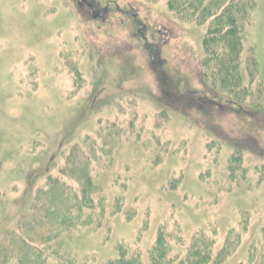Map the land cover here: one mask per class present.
Listing matches in <instances>:
<instances>
[{
	"label": "rangeland",
	"instance_id": "obj_1",
	"mask_svg": "<svg viewBox=\"0 0 264 264\" xmlns=\"http://www.w3.org/2000/svg\"><path fill=\"white\" fill-rule=\"evenodd\" d=\"M94 1L104 18L79 0H0V246L49 177L80 195L74 149L94 209L45 264H106L118 247L151 264L160 237L178 264H264V0L228 3L249 7L243 106L204 62L210 20L171 0Z\"/></svg>",
	"mask_w": 264,
	"mask_h": 264
},
{
	"label": "trees",
	"instance_id": "obj_2",
	"mask_svg": "<svg viewBox=\"0 0 264 264\" xmlns=\"http://www.w3.org/2000/svg\"><path fill=\"white\" fill-rule=\"evenodd\" d=\"M176 13L190 14V8L194 14H199V19L208 21L209 29L204 40L205 53L208 57L205 64L210 65L208 72L212 81L218 82L221 87L228 90L233 104L243 106L244 99L248 96L246 90L242 89L241 75V48L240 25L246 18L248 5L238 3L228 4L229 0H215L206 6L207 0H171ZM192 13V14H193ZM193 17V16H191ZM204 64V65H205ZM253 75L256 64L250 61ZM250 68V65H249ZM260 91H258L259 94ZM242 108V107H240ZM78 151L72 150L70 156L71 170H76L84 175L82 179L76 180L80 190L77 195L70 187L61 183L59 179L48 178V185L38 190V202L30 211L27 218L22 219L18 234H12L0 246V264H45V247L50 242H57L64 235L70 236L74 228L82 220L84 210H93L92 200L94 187L88 175V167L82 162ZM69 172V173H70ZM62 173V172H61ZM68 173L63 170V174ZM68 173V174H69ZM90 221V218L87 217ZM61 249V244H58ZM196 250V249H195ZM200 250V248H197ZM170 250L167 248L163 237L150 254L151 264H178L177 258H169ZM136 256H130L123 247H118L117 256L106 264H139ZM209 257H200L193 261L188 255L185 262L179 264H206ZM64 264H80L76 260L67 258ZM85 264V263H81Z\"/></svg>",
	"mask_w": 264,
	"mask_h": 264
},
{
	"label": "flooded vegetation",
	"instance_id": "obj_3",
	"mask_svg": "<svg viewBox=\"0 0 264 264\" xmlns=\"http://www.w3.org/2000/svg\"><path fill=\"white\" fill-rule=\"evenodd\" d=\"M79 4L81 8L85 9V14L88 18L92 17L93 19H98V18H104V16L107 14V10H102L99 8V6L96 4V2L94 0H79ZM135 17L137 16V12H134L133 14ZM141 34L142 31H141ZM160 34H162L163 36L167 37L168 34L165 32H160ZM152 50V48H151ZM160 48L158 47L156 49L157 54L152 58L155 62H153L154 64H158L159 62H161L163 64V61H160V58L158 59V55H159V51ZM155 51V53H156ZM160 63V64H161Z\"/></svg>",
	"mask_w": 264,
	"mask_h": 264
}]
</instances>
